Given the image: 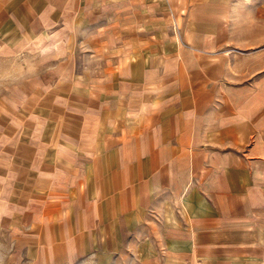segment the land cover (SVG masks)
I'll return each instance as SVG.
<instances>
[{
    "label": "crops",
    "instance_id": "1",
    "mask_svg": "<svg viewBox=\"0 0 264 264\" xmlns=\"http://www.w3.org/2000/svg\"><path fill=\"white\" fill-rule=\"evenodd\" d=\"M234 2L0 0V56L54 61L0 113V264H264V46Z\"/></svg>",
    "mask_w": 264,
    "mask_h": 264
},
{
    "label": "rangeland",
    "instance_id": "2",
    "mask_svg": "<svg viewBox=\"0 0 264 264\" xmlns=\"http://www.w3.org/2000/svg\"><path fill=\"white\" fill-rule=\"evenodd\" d=\"M234 3L238 6L233 12L236 45L241 50L264 46V42H260L264 40V0H235ZM43 54L40 52L38 57L36 54L0 56V113L5 101L20 100L22 94L28 93L31 88L33 91L35 86L31 83L37 80L41 72H45L43 70H50L54 65V61Z\"/></svg>",
    "mask_w": 264,
    "mask_h": 264
}]
</instances>
